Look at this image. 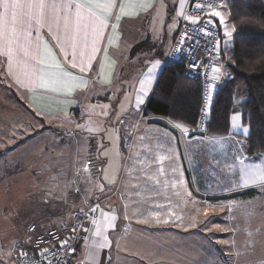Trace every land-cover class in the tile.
Segmentation results:
<instances>
[{"label": "crops", "instance_id": "obj_1", "mask_svg": "<svg viewBox=\"0 0 264 264\" xmlns=\"http://www.w3.org/2000/svg\"><path fill=\"white\" fill-rule=\"evenodd\" d=\"M107 2L44 0L47 7L41 22L37 21V9L32 10L31 19L18 16L16 38L10 46L11 68L7 37H2L0 69L7 86L21 97L16 96L20 100L18 113H36L43 119V123L38 122L44 124L45 120L53 122L81 113L80 101L92 88L110 87L116 82L118 65L123 61L119 52L127 39L132 40L131 45H150L141 48L137 61L136 67L145 70L134 82L132 105L136 111L124 113L119 122L118 143L126 159L121 160L125 169L119 177L117 195L106 203L101 218L92 223L74 261L156 264L154 253L138 244L139 239L162 232L167 246L169 236L181 238L188 229L189 236L192 231L205 229V216L196 213L198 205L225 197L236 201L240 197L235 196L243 192L264 188L260 179L264 176V153H247L249 135L243 130L249 128L240 111L231 116L227 136H192L183 124L145 114L189 0H112L115 7L107 11L95 7ZM225 76L229 78L227 73ZM219 79L217 72L216 87ZM38 131L34 135L41 134ZM242 177L250 178L246 186ZM177 215H182L184 223L198 224V228L176 225ZM197 234L205 236L204 231ZM173 262L168 255L161 258V264Z\"/></svg>", "mask_w": 264, "mask_h": 264}, {"label": "rangeland", "instance_id": "obj_2", "mask_svg": "<svg viewBox=\"0 0 264 264\" xmlns=\"http://www.w3.org/2000/svg\"><path fill=\"white\" fill-rule=\"evenodd\" d=\"M229 1L224 0L216 10L223 24L221 17L213 16L224 35L225 51L232 47L235 33L229 22ZM131 44L127 39L119 52L123 61L118 65L116 82L110 87L92 88L80 101L83 105L78 118L61 116L41 124L28 113H18L13 95L7 90L3 94L8 84L0 69V264H16L15 244L31 232V227L44 232L71 226L95 198L118 191L119 177L125 169L121 160L126 159L118 143L119 122L124 113L136 111L132 105L134 82L142 72L136 67L137 61L141 48L150 46ZM220 64L218 79L223 84L226 72ZM45 127L50 129L34 135ZM93 142L96 149L91 147ZM98 162H104L99 176L95 170ZM230 199L198 205L196 213L206 220L205 229L200 230L205 236L197 234L198 230L189 236L188 229L181 238L169 236L164 246L162 232H154L153 238L144 236L138 244L154 253L156 264L167 255L173 258L172 264H264V189L251 198ZM102 214L100 210L98 220ZM174 222L190 228L195 225L184 223L182 215H177ZM135 261L140 262L131 263L137 264Z\"/></svg>", "mask_w": 264, "mask_h": 264}, {"label": "trees", "instance_id": "obj_3", "mask_svg": "<svg viewBox=\"0 0 264 264\" xmlns=\"http://www.w3.org/2000/svg\"><path fill=\"white\" fill-rule=\"evenodd\" d=\"M228 13L229 22L234 27L235 33L232 47L225 51L223 49L224 35L221 31L222 40L218 63H221V67L224 68L229 78L218 87L215 86L213 102L205 126L198 127L202 96L201 84L199 81L191 80L186 75L184 65L180 63H166L156 88L147 102L145 114L164 116L175 123L189 127L190 131L194 129L192 136L200 133L206 136H227L230 134L231 116L240 111L244 125L250 130L247 138V153L252 156L264 153V0H230ZM144 70L141 71L144 72ZM5 88L20 104L14 91L9 87ZM31 114L43 123V119L36 113ZM73 116L78 118L80 115L74 113ZM49 129L50 127H45L38 132ZM94 145L93 142L91 147L96 149ZM92 152L95 153V151ZM98 163L100 171L98 172V168L95 170L99 176L104 162ZM113 193L115 197L116 191L98 196L93 204L99 203V209L103 210L106 203L113 198ZM257 193V189H252L235 197L251 198ZM35 228L37 232H42L38 227L35 226ZM25 237L16 242L13 260L17 253V243L23 241ZM84 240L85 238L81 243Z\"/></svg>", "mask_w": 264, "mask_h": 264}, {"label": "built area", "instance_id": "obj_4", "mask_svg": "<svg viewBox=\"0 0 264 264\" xmlns=\"http://www.w3.org/2000/svg\"><path fill=\"white\" fill-rule=\"evenodd\" d=\"M223 3L224 0H189L166 56V63L184 65L186 75L201 84L199 128L205 126L211 110L222 40L221 30L211 12L219 10ZM193 133L194 129L189 131L190 135ZM99 205L96 203L81 211L68 227L52 228L43 233L31 227V232L16 245V264H76V248L87 237L90 225L98 220Z\"/></svg>", "mask_w": 264, "mask_h": 264}, {"label": "snow or ice", "instance_id": "obj_5", "mask_svg": "<svg viewBox=\"0 0 264 264\" xmlns=\"http://www.w3.org/2000/svg\"><path fill=\"white\" fill-rule=\"evenodd\" d=\"M0 7L3 8V13H0V38L7 37V43L9 45V67L11 68V45L13 43V40L16 38L17 34V28H16V21L18 16H24L27 15L29 19L33 16V9L39 10V16L37 17V21L41 22L43 19V9L47 7V5L44 3V0H4L2 4H0ZM53 7H55L53 5ZM79 7V6H78ZM96 8L103 9L107 11L108 9L115 7V5L112 3V0H108L107 3L104 4H96ZM23 10H27L25 13ZM121 12H123V8H121ZM77 15H79V11L77 12ZM212 16L215 17H221V13L217 11L211 12ZM9 18H11V28L9 29ZM119 19V17H117ZM220 22L223 24V18L221 17ZM27 34V33H26ZM226 34L230 35L231 33ZM25 55H27V51L25 50ZM159 62H157L158 64ZM75 66V63L73 64ZM195 67V65H193ZM84 67L81 66V71H84ZM176 127H180V125H176ZM244 135H250V132L248 129H244ZM244 186H246L249 182L250 178H243ZM261 180H264V176L260 178ZM11 255V253H9ZM23 255H27V253H23Z\"/></svg>", "mask_w": 264, "mask_h": 264}]
</instances>
